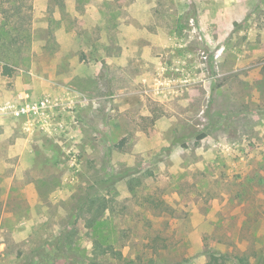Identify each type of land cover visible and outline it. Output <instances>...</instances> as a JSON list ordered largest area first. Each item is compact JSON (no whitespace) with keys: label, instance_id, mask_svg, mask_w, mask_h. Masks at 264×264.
<instances>
[{"label":"rangeland","instance_id":"rangeland-1","mask_svg":"<svg viewBox=\"0 0 264 264\" xmlns=\"http://www.w3.org/2000/svg\"><path fill=\"white\" fill-rule=\"evenodd\" d=\"M29 26L0 32V264H264V0H34Z\"/></svg>","mask_w":264,"mask_h":264},{"label":"trees","instance_id":"trees-1","mask_svg":"<svg viewBox=\"0 0 264 264\" xmlns=\"http://www.w3.org/2000/svg\"><path fill=\"white\" fill-rule=\"evenodd\" d=\"M34 0H0V32H6L11 42L25 41L30 34V21ZM6 73H10L5 66ZM201 133L199 138H204Z\"/></svg>","mask_w":264,"mask_h":264},{"label":"built area","instance_id":"built-area-1","mask_svg":"<svg viewBox=\"0 0 264 264\" xmlns=\"http://www.w3.org/2000/svg\"><path fill=\"white\" fill-rule=\"evenodd\" d=\"M50 105L49 98H41L38 100L22 101L10 107L11 112L16 117L29 116L39 114L48 109Z\"/></svg>","mask_w":264,"mask_h":264}]
</instances>
